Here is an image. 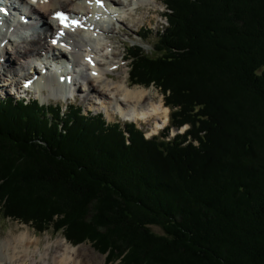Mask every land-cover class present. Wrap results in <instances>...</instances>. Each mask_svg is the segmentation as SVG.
<instances>
[{
    "label": "trees",
    "instance_id": "1",
    "mask_svg": "<svg viewBox=\"0 0 264 264\" xmlns=\"http://www.w3.org/2000/svg\"><path fill=\"white\" fill-rule=\"evenodd\" d=\"M164 10L153 52L127 60L168 125L146 137L77 106L0 100L1 215L106 264H264V0Z\"/></svg>",
    "mask_w": 264,
    "mask_h": 264
},
{
    "label": "bare ground",
    "instance_id": "2",
    "mask_svg": "<svg viewBox=\"0 0 264 264\" xmlns=\"http://www.w3.org/2000/svg\"><path fill=\"white\" fill-rule=\"evenodd\" d=\"M21 2L27 3L28 7L22 8L16 17L17 21L22 22V24L15 29H22L25 25L26 29L32 27V33L28 36L21 35L19 39L15 40L5 34H0V68H2L0 71V88L4 90V84L8 91L18 90L16 85L20 84L19 87L21 88L22 81L17 79L26 80L31 77L33 81H36L42 78L41 75L44 71L47 74L50 73L52 79L47 78L37 89L36 92L41 91V93L38 92L41 95L43 92L49 91L50 96L56 94L62 98L65 95L66 99L64 100H67L70 96L74 99V93L79 97L83 89L86 94L82 96L80 101L89 106L98 105L100 102L109 119L118 113L124 122L134 124L153 122L155 130L168 123V108L162 105L160 99L155 100L154 96H151V89L139 86H133V88L129 85L130 81L128 84V80L122 76H118L119 80H115L116 82L107 81L112 73L119 70V67L126 66L119 63L125 62L127 53L126 55L121 54L118 49L113 47L110 52L111 57L119 58V62H113L114 65H106L107 61L101 63L97 59V55H101L107 46L104 45L103 47L102 35H105L110 43L114 44V37L111 34L115 33L116 24L135 27V25L143 23L144 16L139 17L136 12L138 8L145 5H147L145 8L146 15L155 12L157 16H161L162 11L158 10L156 6L149 7L148 3L160 4L159 2H161L163 4V0H21ZM109 8L113 9L112 12H107L106 9ZM62 11L80 20L81 27L73 28L70 27L69 23L67 26H61L62 22L57 19L56 15ZM37 29L42 30V32L36 31ZM54 36L59 41L55 45L53 44ZM63 41L65 47L67 43V46L72 48L71 52L60 46ZM66 54L69 59L74 61L71 71H67L66 64L61 63ZM17 56L20 57L21 61ZM104 57L107 58V55ZM8 58L16 60L17 69L14 73H10L6 68L5 64ZM32 59L35 62H32ZM54 61L58 62L57 65L61 69L60 75H57L55 79L54 74L51 73ZM75 63L86 70L85 79L87 80H83L79 74L78 79L80 81L77 76L71 80L72 86L75 83L78 88L74 90V86L68 87L70 91L65 92L58 85L59 78H66L81 72L75 70ZM91 63L96 68L91 69ZM8 67H12V65ZM5 71L9 74L5 79H1ZM91 92L97 96H89ZM38 243V239L32 241L29 232H22L18 236L11 235L0 245V264H49L50 245L37 256L38 259L34 250L30 254L31 246L34 245L37 249ZM56 247L61 248V251L57 252L55 259H52L53 264H87L82 259L85 250L69 246L63 240L58 242Z\"/></svg>",
    "mask_w": 264,
    "mask_h": 264
},
{
    "label": "rangeland",
    "instance_id": "3",
    "mask_svg": "<svg viewBox=\"0 0 264 264\" xmlns=\"http://www.w3.org/2000/svg\"><path fill=\"white\" fill-rule=\"evenodd\" d=\"M160 4H155V3H148L149 7L151 6H156L158 10H161L163 12H165L163 4L161 2H159ZM146 6H141L140 8H138V11L136 13H138L139 17H143L144 16V22L138 24L137 26L135 25V27H126L123 24H116V29H115V33L111 34L114 37V44L110 43V40H108L105 35L101 36L103 39V47L104 45H107L106 48L103 50V52L101 53V55H97V58L100 60L101 63H104L105 61H107L106 65L109 64H113V62H119V58H115L114 56L111 57L110 52L113 49V47H115L116 49H118V51L121 54H125L127 53V49L131 46H140L143 51L145 53L150 54L151 52H153L152 47L154 44H156L157 38H158V32L160 30H163L166 28V22H165V18L161 17V16H157V14L155 12L153 13H149L146 15ZM152 8V7H151ZM142 12V13H141ZM145 19H147L145 21ZM151 21V22H150ZM24 28L26 29V27L24 26ZM141 28H143L146 31H149L148 36L146 39H142V36L140 37V35H138V33H141L140 30ZM28 34L32 33V27H30V29H26ZM35 30V29H33ZM36 31H40L42 32V30L37 29ZM45 35V34H43ZM33 36V35H32ZM110 46V47H109ZM86 54V53H84ZM107 55V58H105L104 56ZM99 56V57H98ZM19 56H17L18 58ZM69 58V56L66 54L65 55V59ZM19 61H21L20 57L18 58ZM16 60H12L11 58L7 59L6 62V68L10 73H14L16 72L17 66H16ZM79 64V62H78ZM119 64L121 65H126L125 67H119V70L112 73L111 77H109V79H107L108 82H116L117 80H119V77H125L128 80V84H129V70H130V65L129 62L125 59V62L122 63L120 62ZM12 65V67H8ZM80 65V64H79ZM0 71H2V68H0ZM79 73H77V79L78 77L81 75V77L83 78V80H87L85 79V75H87V72L84 68L79 69ZM122 72V73H121ZM69 73V72H67ZM66 73V75H67ZM9 73L7 71H5L4 75L1 77V79H5L7 77ZM80 74V75H79ZM120 74V75H119ZM21 75V74H19ZM119 76V77H118ZM19 81H22L23 84V80L21 79H17ZM80 81V79H78ZM116 80V81H115ZM21 84V85H22ZM20 84L16 85V88L18 87V89H20L19 87ZM130 86H139V87H143V88H147V89H151L152 93L151 96H154L155 100L160 99L162 101V103H164V98L162 96V92L154 87L153 85H150L149 87H144L141 85H133V84H129ZM74 90H76L78 88V85L76 87V84L74 83ZM133 87V88H134ZM3 88H0V100L3 99H7L8 97H12L15 100H19L20 99V95L21 93L19 92H14L13 91H8V88L4 87L3 84ZM82 89V88H81ZM41 93V91H38ZM38 92H33L31 94V99H38L39 103L42 105H59L62 107V109H64L63 107L65 106H77L79 108L82 109L83 113L86 114H91V115H98V114H102L105 121L107 123H113V122H119L121 125L123 124H129V122H124L123 120H121L119 114L117 113L115 115V117L109 119L108 115L105 111V109L102 108V105L100 102H98V105H94V106H89L88 104L81 102L80 99L82 98V96L84 94H86L83 89L81 90V94H79V97L75 95L74 93V99H66V96L63 95L62 98L56 96V94L54 96H50L49 91L47 93H42L39 94ZM97 96L94 93H89V96ZM26 101V100H25ZM169 108H168V117H169ZM134 124V123H133ZM137 128H139L146 137H151L152 135H157L159 131H161L162 128L155 130L154 124L153 122L151 123H138L135 124ZM167 125V124H166ZM165 125V126H166ZM164 127V126H163ZM154 128V129H153ZM175 133V130H173L172 134ZM150 230L157 234V235H162L163 231L160 227L158 226H149ZM22 232H29V235L31 236L32 241L34 239H38L39 243H38V248L35 249L34 245L31 246V248L29 249L30 254L31 252L34 250L36 253V258L38 259L37 256H39V254L42 253V251L44 249H46V247L48 245H50V250H49V254L50 256L48 257V263L49 264H53V260L56 258V254L57 252L61 251V248H57L56 245L58 244V242L60 241H65L69 246H72L71 244H69L63 237L62 232H54L53 229L50 227L45 231L42 232H37L35 231V229L31 226V225H27V224H23L20 223V221L18 222L17 220H10V219H4L1 215L0 212V245H2V243L5 242V239L9 238L11 235L13 236H18L19 234H21ZM74 248H78V249H83L85 250V256L83 255L84 258V262H87V264H106V255H102L100 254V252H97L90 244L88 243H81L77 246H72ZM77 258V256H76Z\"/></svg>",
    "mask_w": 264,
    "mask_h": 264
},
{
    "label": "snow or ice",
    "instance_id": "4",
    "mask_svg": "<svg viewBox=\"0 0 264 264\" xmlns=\"http://www.w3.org/2000/svg\"><path fill=\"white\" fill-rule=\"evenodd\" d=\"M57 18H59V19H61L63 21V17H61L59 13L57 14Z\"/></svg>",
    "mask_w": 264,
    "mask_h": 264
}]
</instances>
